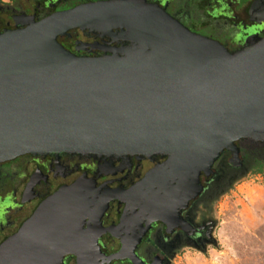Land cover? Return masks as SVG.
I'll use <instances>...</instances> for the list:
<instances>
[{"label": "water", "instance_id": "95a60500", "mask_svg": "<svg viewBox=\"0 0 264 264\" xmlns=\"http://www.w3.org/2000/svg\"><path fill=\"white\" fill-rule=\"evenodd\" d=\"M28 19L0 33V164L58 153L167 161L135 190L146 212L134 216L143 221L132 230L127 256L99 253L96 239L106 231L83 228L93 193L76 184L35 208L0 245V264H61L65 255L145 264L136 247L152 223H180L173 212L197 196L200 172L206 176L239 139L264 143V38L229 53L138 0L89 2ZM73 30L111 37L124 31L116 38L129 47L77 57L57 42Z\"/></svg>", "mask_w": 264, "mask_h": 264}, {"label": "flooded vegetation", "instance_id": "af4514ba", "mask_svg": "<svg viewBox=\"0 0 264 264\" xmlns=\"http://www.w3.org/2000/svg\"><path fill=\"white\" fill-rule=\"evenodd\" d=\"M98 1L110 0H69L64 8L53 10L51 13L70 9V6L75 3L80 5ZM138 1L157 6L167 15L166 10L169 6L182 9L185 23L190 27V31L186 28L189 32L213 40L223 48L224 44L213 37L210 31V26H214L216 19L224 21L221 25L228 28L234 27L231 37L235 42L264 38V0ZM29 17H32L33 21L44 18L36 20L33 14L27 15V19ZM15 19L16 17L9 16L10 24L0 25V33L16 30L26 25L23 22L16 23ZM28 21L30 20L28 19ZM225 32L227 33V31ZM112 33L113 37L100 32L89 33L73 30L65 36L57 38V42L62 48L77 57L100 58L119 55L121 51L129 47V44L116 38L124 34V31L113 30ZM224 153L228 156V165H231L234 170L244 167L239 152L232 149L221 154ZM166 161V156L158 155L58 153L21 156L0 164V245L17 232L21 224L30 217L42 201L55 192L80 184L84 190L93 193V198L89 199V211H87V213L93 214L85 219L83 227L85 230H91V233L98 232L100 228L106 231L96 239L99 253L105 256L113 254L120 249L121 244L127 248L132 232H134L132 231L133 225L136 224L131 213L146 212L143 210L145 204L138 199L135 190L149 172L155 167L165 164ZM212 166L206 176L199 175L200 191L197 196L188 201L184 208L176 210V212L172 210L173 213H178L180 223L175 220L168 222L165 219L164 222L167 224L157 221L151 224L134 252L135 256L143 263L152 264L154 261H158L161 264L162 256L159 253L152 255L150 262H146L137 253L140 245L147 242L149 235L156 230L159 232L160 238L164 240L178 234L188 237L196 234V229L185 215L201 193L209 187L210 179L215 174L211 170ZM174 203L169 206H173ZM95 213H102L98 224ZM171 223L174 226L167 230V225L169 227ZM78 260L79 258L74 256L65 255L61 264H89V261L91 264H96L94 258L88 262L81 261L83 263H79L80 260ZM114 263L130 264L126 260H115L109 264Z\"/></svg>", "mask_w": 264, "mask_h": 264}, {"label": "rangeland", "instance_id": "374dc122", "mask_svg": "<svg viewBox=\"0 0 264 264\" xmlns=\"http://www.w3.org/2000/svg\"><path fill=\"white\" fill-rule=\"evenodd\" d=\"M68 2L0 0V25L10 24L9 16L18 22H28L30 14L41 19ZM166 11L190 31L182 9L169 6ZM223 22L216 19L210 31L229 53L250 45L252 41L247 39L235 42L231 37L234 27L221 25ZM234 150L239 152L244 167L234 170L227 163V154H221L213 163L211 170L215 174L209 187L185 215L196 234H178L164 240L156 230L137 251L146 262L159 253L161 264H264V143L243 138L234 143Z\"/></svg>", "mask_w": 264, "mask_h": 264}, {"label": "bare ground", "instance_id": "6f19581e", "mask_svg": "<svg viewBox=\"0 0 264 264\" xmlns=\"http://www.w3.org/2000/svg\"><path fill=\"white\" fill-rule=\"evenodd\" d=\"M229 151H231V149L230 150H227V152H229ZM226 152V151H225ZM202 172H200V174H201ZM204 173V172H203ZM209 173V172H208ZM199 174V175H200ZM93 214V213H92ZM95 214H98V213H95ZM131 215L134 217L135 215H136V213H131ZM88 218V216H86V218L85 219H87ZM135 218V223L136 224H134L133 226V230H135V228H138V226H139V222H141V221H143V219H139V218H137V217H134ZM142 218H143V216H142ZM145 219V218H144ZM161 219H163V218H161ZM165 219H163V220H161V221H164ZM85 221V220H84ZM84 228V227H83ZM133 233V232H132ZM130 245V244H129ZM128 248H129V246L127 247V248H125L122 244H121V247H120V252H119V256H121V257H125V256H127V252H128ZM79 261V260H78ZM84 262H88V259H85L84 260ZM79 263H83V262H79ZM89 264H91V262L89 261L88 262Z\"/></svg>", "mask_w": 264, "mask_h": 264}, {"label": "trees", "instance_id": "16d2710c", "mask_svg": "<svg viewBox=\"0 0 264 264\" xmlns=\"http://www.w3.org/2000/svg\"><path fill=\"white\" fill-rule=\"evenodd\" d=\"M76 5H77V3L73 4L72 6H70V8H72V7L76 6ZM15 22L17 23L18 21L15 20ZM20 22L22 23L23 21H20ZM28 22H29V21H28ZM28 22H27V23H28ZM23 23L27 24L26 22H23Z\"/></svg>", "mask_w": 264, "mask_h": 264}]
</instances>
